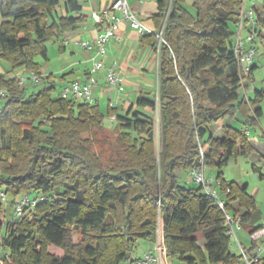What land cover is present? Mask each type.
Wrapping results in <instances>:
<instances>
[{
  "label": "trees",
  "instance_id": "trees-1",
  "mask_svg": "<svg viewBox=\"0 0 264 264\" xmlns=\"http://www.w3.org/2000/svg\"><path fill=\"white\" fill-rule=\"evenodd\" d=\"M193 1L195 15L185 0L158 1V101L142 98L137 106L158 113L159 143L153 118L141 112L123 115L109 106L123 156L111 166L104 167L92 141L82 138L105 129L106 116L97 103L55 96L54 85L28 94L17 79L0 78V93L5 91L0 95V193L19 197L15 210L22 197L37 200L11 221L3 208L7 199L0 201L3 264L134 263L139 241H160L164 263L165 258L186 264L240 261L231 252L223 211L193 181L181 186L177 173L199 166L203 151L204 167L218 172L227 192L226 209L240 214L251 235L261 231L255 199L247 187L227 183L222 170L247 154L264 155L245 130L227 126L216 137L210 128L233 116L255 126L263 116L264 90L253 100L241 98L245 78L256 67L245 77L236 52L247 1ZM260 3L264 8V0ZM58 6L59 0H0V61L41 78L36 58L47 59V44L82 19L68 16L82 11L79 0L65 2L66 17L56 18ZM254 9L259 33L264 10ZM252 29L247 24L242 32Z\"/></svg>",
  "mask_w": 264,
  "mask_h": 264
},
{
  "label": "crops",
  "instance_id": "crops-1",
  "mask_svg": "<svg viewBox=\"0 0 264 264\" xmlns=\"http://www.w3.org/2000/svg\"><path fill=\"white\" fill-rule=\"evenodd\" d=\"M66 1L67 0H59L56 18L67 16L64 9ZM114 1L115 0H79L83 7L82 11L79 14H71L68 16L74 18L81 17L82 19L74 28L63 32L58 38L51 41L52 43L50 46L47 45V59L38 58L36 60L41 66L39 84L42 83L43 86L54 85L56 88V84L59 83L61 85L60 95L63 88L72 85L76 81L88 83L91 79H95L96 84L92 87L90 94L91 104L97 103L102 113L101 104L103 101H106V110H108L110 106L116 108L120 114H130L132 112L146 114V112L152 110L149 108H139L137 102L142 98L152 100L150 96L155 95V90L159 86V67L161 63L159 37L162 35V24L155 19L158 15L159 0H129V4L139 21L148 28L152 34L141 36L133 30L127 22L123 21L119 24L116 36L106 43L105 55L101 56L99 55V48L95 44V41L106 25L95 22L92 18V14H103ZM186 2L192 6L194 1L185 0L184 5L189 9L192 15H195L196 11L192 7V9L189 8ZM248 4L249 2L247 5ZM257 41L264 45V42L262 43L260 40H256V42ZM83 42H91L93 43V47L91 49L83 48L81 46ZM39 59H41L43 63H41ZM97 63L102 64L101 70H95V64ZM255 66L256 70L257 65ZM111 72H113L114 76L119 80L114 86L110 85L107 80V76ZM31 73L32 72L25 69L19 70L21 78L28 79ZM248 84L249 82H246L248 88L243 89V97H246L249 93ZM247 97L249 98V94ZM239 118V116H233L225 119L229 120L230 123H225L223 126L218 125L215 134H217V136H222V129L227 126L234 127L235 121L239 120ZM258 121L260 123V118ZM234 128L240 131L245 130L247 135L249 133V130H246L244 127ZM245 158H250L252 164L251 171L254 177L256 174L260 184L264 185V175L262 171L261 173L254 171V167L260 168L254 163L258 161V155L254 152L232 161L236 163V175L234 178L229 179L225 172V169L230 163L222 170V173L227 183H235L239 187H247V192L255 199L257 208L261 213V221L257 224V226L263 227L261 231L254 235H251L249 231L245 229L237 232L239 245L249 252L253 247H255V249H262L264 247V211L258 197L251 193L250 185L246 177L241 175L240 165H238V163ZM208 171L210 178L217 181L218 172L212 169ZM260 175L263 177L261 178ZM203 241L204 239H202V243L199 244L200 246H204L205 243ZM233 244L238 253H235V250L233 251L231 249L233 248L232 245L230 248L231 252L239 255L237 242L235 243L234 241ZM159 245L160 241L152 244L148 241L141 242L139 247L143 248V252L138 254V247L133 251L131 261L139 259L140 256L146 253H151L155 258L159 259L161 257L158 251ZM260 264H264V258H262Z\"/></svg>",
  "mask_w": 264,
  "mask_h": 264
},
{
  "label": "built area",
  "instance_id": "built-area-1",
  "mask_svg": "<svg viewBox=\"0 0 264 264\" xmlns=\"http://www.w3.org/2000/svg\"><path fill=\"white\" fill-rule=\"evenodd\" d=\"M245 1H247V3L249 2L250 6L243 5L241 11L236 52L238 54L239 63L241 65L240 71L242 72V74H244L245 77H248L250 76L252 66L254 65V57L256 56L258 50L256 46V40L259 33L254 29L258 25L254 8L256 5L260 4L261 0ZM92 18L98 24L103 23L106 25L95 41V44L99 48V55L101 56L105 55L106 43L111 38H114L116 36L119 24L123 21L127 22L130 27L141 36L152 34V32L139 21L137 15L133 12L129 4V0H115L107 11H105L103 14L93 13ZM247 24L253 27L251 32H248V41H250L249 49L244 48V44L241 40L242 29ZM159 40L160 42H162V37H159ZM260 41L262 43L264 42V40L262 39H260ZM81 46L86 49H91L93 47V43L83 42L81 43ZM101 68V63L95 64V70H101ZM39 79L40 77H38L34 73H31L30 78H21V80L19 81V85L24 87L25 85H27L28 81L33 80L34 83H37ZM107 80L109 84L113 86L116 85L119 81L114 76L113 72L109 73V75L107 76ZM95 84V79H91L88 83L76 81L72 85L63 88L61 92L62 98L81 103H92L90 94L91 89ZM0 95H3V92H1ZM199 164V166L191 170V179L195 184L199 185L202 188V191L205 195L213 200L214 206L223 211L226 223L229 226V235L231 239L238 244L240 261L235 264H260L262 258H264V249L256 248L248 252L239 245L237 240V232L243 229L241 226V216L239 213L228 211L226 209L227 192H223L222 190L218 191L214 185L217 184V186L221 188L220 182H214L212 178L206 175V168L203 165V151H201ZM34 198L32 196H25L20 199V201L16 205L17 217L21 216L23 208L28 207L31 203L37 201L34 200ZM6 199V195L0 193V201H5ZM158 251L161 254V257L159 259L155 258L151 253H146L142 257L137 259L133 264H165L162 260L164 249L161 247V245H159ZM0 264H3L1 260Z\"/></svg>",
  "mask_w": 264,
  "mask_h": 264
},
{
  "label": "rangeland",
  "instance_id": "rangeland-1",
  "mask_svg": "<svg viewBox=\"0 0 264 264\" xmlns=\"http://www.w3.org/2000/svg\"><path fill=\"white\" fill-rule=\"evenodd\" d=\"M187 5H189V8L192 7L188 3H187ZM257 6H258V9L260 11L264 10L262 3L258 4ZM258 27H260V26H258ZM259 38L264 40V24L261 26V32H259L257 40H260ZM236 39L238 40L237 37H236ZM241 40L244 44V48L249 49L250 41H248L247 30H244L242 32ZM51 43L52 42L50 41L47 45L50 46ZM256 43H257L256 46H257L258 50H257L256 56L254 57V64L257 65V69L254 71L251 78L247 77L249 80L245 78V82H244V86H243L245 88L246 81L249 82V84H248L249 85V93H248L249 98L247 97L248 96V94H247V96L245 97L246 101L255 99L256 90L259 92L264 90V45L258 41ZM38 58H40V57H38ZM38 58H36V60ZM39 60H41V59H39ZM41 63H43L42 60H41ZM19 70L20 69H13L9 63H7L3 60L0 61V78H4L5 81L15 80V79L20 81L21 76L19 75ZM69 81H71V80H69ZM39 82H40V79L37 83H34L33 80L28 81L27 85H25L24 87L22 86V87L26 90V92L28 94L37 93L39 90H41L44 87L42 85V83L39 84ZM60 91H61V85L59 83H57L55 96H58ZM2 92H5V91L2 90ZM240 94H241V98H242L243 97V89H241ZM150 97H152V101H154V102L158 101V88L155 90V95L154 96L151 95ZM3 104H4V99L1 100L0 108L2 107ZM260 104H261V108L263 110V116L260 118V123L258 121V123L255 126H248V125H245L244 119L239 118V120L235 121L233 126L236 128L244 127L246 130H249L248 136H249L250 140L256 146L259 153L264 155V139H262V135H264V97H263L262 102ZM106 106H107L106 101H103L101 104V108L103 110V114L106 116L104 119L105 129L96 130L92 136L90 134H84L82 137L83 139H90L92 141L91 142L92 151H93L95 156H99L100 161L104 167L111 166V162H110L111 160H119L123 157L122 154L119 155V145L117 142L118 133L116 130L114 131V129L117 128V123L115 122V120L113 118L111 119V117H109L107 115L108 110H106ZM133 113L134 112L130 113L129 116H131ZM146 114L148 117L153 118L155 121L154 138L158 144L159 143V136H160L158 113L148 111V112H146ZM123 115H127V113H123ZM225 123H230V121L229 120L220 121L218 124H216L210 128V130L214 133V135L216 137H221V136H217V134H215V132L217 131V126L218 125L223 126ZM257 160L258 161L254 162V163L257 165V167L261 168V171L264 175V158L261 157L260 155H258ZM238 165H240L241 175H244L246 177V180L248 181V183L250 185L251 193H253L254 195H256L258 197V200L260 201V205L264 211V185L260 184V181L258 180V176L256 174L254 177V175L251 171L252 164H251L250 158H245L244 160H241L238 163ZM208 170H211V169L207 168L205 170V173L208 177H210ZM225 172H226V175L229 179L234 178L236 175V163L235 162L230 163V165L225 169ZM177 177H178V181H179L181 186L189 187V186L194 185V183L192 182V179H191L190 172L180 171L177 173ZM212 180L214 182L216 181L213 178H212ZM214 186L218 191L221 190V188L218 187L217 184H215ZM18 199H19V197L13 198L11 196H8L6 203H3V208L6 210L7 221H11L14 218V216H16V210H15L14 202H15V200L17 201ZM198 238H199L198 243L201 244L202 243V235L201 234L198 235ZM141 242H143V241H139L137 243L135 250L139 247ZM203 242L205 243V241H203ZM149 243L152 244V242H149ZM233 243H234V240L231 239V245L233 247L231 249L233 251L235 250L234 251L235 253H238L237 250L234 248L235 246ZM262 249H264V247ZM142 252H143V248L139 247L138 248V254L142 253ZM142 256H140V257H142ZM165 263L166 264H186L182 261L172 260L170 258H165ZM127 264H133V263L128 262Z\"/></svg>",
  "mask_w": 264,
  "mask_h": 264
}]
</instances>
